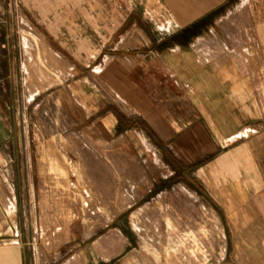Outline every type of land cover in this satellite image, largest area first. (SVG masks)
<instances>
[{
	"label": "crops",
	"instance_id": "crops-1",
	"mask_svg": "<svg viewBox=\"0 0 264 264\" xmlns=\"http://www.w3.org/2000/svg\"><path fill=\"white\" fill-rule=\"evenodd\" d=\"M18 1L16 23L0 0V264L120 251L121 226L107 246L78 223L96 157L119 208L90 220L121 221L177 176L221 224L227 264H264V0Z\"/></svg>",
	"mask_w": 264,
	"mask_h": 264
},
{
	"label": "rangeland",
	"instance_id": "rangeland-1",
	"mask_svg": "<svg viewBox=\"0 0 264 264\" xmlns=\"http://www.w3.org/2000/svg\"><path fill=\"white\" fill-rule=\"evenodd\" d=\"M8 14L17 23L20 6L18 0H5ZM15 29L13 35L19 37L20 33ZM22 77H18L17 82L21 89ZM20 96V106L22 107V95ZM22 109L19 110L18 129L21 133L30 131V126H24L22 120ZM32 118L34 117L31 115ZM29 120V117H27ZM27 120V121H28ZM33 121V119H32ZM28 123V122H27ZM32 129H36L33 128ZM37 130H31L35 132ZM22 142L20 145L22 146ZM39 143L31 142L30 150L35 149ZM37 147V148H38ZM50 147V146H49ZM48 147V148H49ZM54 148V146H53ZM21 160V159H20ZM95 172L93 174L78 175L79 190L76 191V197L80 202L79 226L84 225L86 235H92L86 239H100L101 244L112 245L115 240L103 236L110 228H119L121 226L123 239L120 251L113 254L110 252V260L107 264H227L223 255L224 239L222 236L221 224L214 216L211 209L199 198L186 193L177 185L180 183L176 176L175 190L166 191L161 189L151 194L142 190L144 196L136 203L128 206L126 211L121 212V221H111L109 223L90 220L92 214L106 213L114 214L118 211V198L114 197L112 187H108L106 182L109 178H118V174L102 173L108 169V161L104 158H95ZM112 164L115 166L116 164ZM102 167V168H101ZM19 168V169H17ZM15 180H21L25 173L22 172V161L15 167ZM13 176V175H12ZM26 177V176H25ZM99 195V199L93 196L91 190ZM134 185L132 181L127 182V198L130 201L134 196ZM109 196V197H108ZM102 201L104 205L98 202ZM112 206H107V203ZM109 210V211H108ZM104 225V226H102ZM101 226V227H99ZM99 227V228H98ZM102 236V237H101ZM84 241V242H85ZM124 244V245H123ZM39 248L36 247V253L33 255L34 261H39ZM64 260V257L59 259Z\"/></svg>",
	"mask_w": 264,
	"mask_h": 264
}]
</instances>
